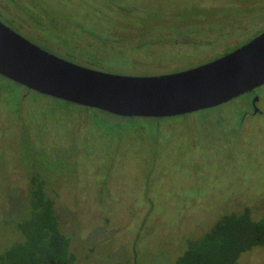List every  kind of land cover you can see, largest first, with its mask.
<instances>
[{
    "label": "rangeland",
    "instance_id": "obj_1",
    "mask_svg": "<svg viewBox=\"0 0 264 264\" xmlns=\"http://www.w3.org/2000/svg\"><path fill=\"white\" fill-rule=\"evenodd\" d=\"M10 2L16 31L39 34L42 50L120 75L192 69L264 31V0ZM253 95L158 122L81 109L0 76V251L18 239L6 223L29 217L35 175L77 264H176L223 215L264 217V86ZM237 264H264V246Z\"/></svg>",
    "mask_w": 264,
    "mask_h": 264
},
{
    "label": "water",
    "instance_id": "obj_2",
    "mask_svg": "<svg viewBox=\"0 0 264 264\" xmlns=\"http://www.w3.org/2000/svg\"><path fill=\"white\" fill-rule=\"evenodd\" d=\"M0 76L37 94L116 117H179L219 107L264 86V31L192 69L129 76L66 61L0 22ZM258 100H252L253 114L261 113Z\"/></svg>",
    "mask_w": 264,
    "mask_h": 264
},
{
    "label": "trees",
    "instance_id": "obj_3",
    "mask_svg": "<svg viewBox=\"0 0 264 264\" xmlns=\"http://www.w3.org/2000/svg\"><path fill=\"white\" fill-rule=\"evenodd\" d=\"M167 119L170 118L154 120ZM28 183L29 217L15 224L6 223L14 229L18 239L0 251V264H77L70 240L61 231L54 202L46 193L43 179L38 175L31 176ZM260 246H264V217L255 219L246 208L241 213L232 212L220 217L201 240L187 245L184 253L176 259V264H237L243 253Z\"/></svg>",
    "mask_w": 264,
    "mask_h": 264
},
{
    "label": "flooded vegetation",
    "instance_id": "obj_4",
    "mask_svg": "<svg viewBox=\"0 0 264 264\" xmlns=\"http://www.w3.org/2000/svg\"><path fill=\"white\" fill-rule=\"evenodd\" d=\"M5 0H0V22H2L3 24H5L6 26H8L10 29H12L13 31H15L16 33H18V34H20L21 36H23L22 35V33H20L19 31H16V29H15V27L18 29V27H19V25H17L18 23H21V21H20V19H18V17L15 15V14H13V13H8V12H10V10H9V8H10V5L9 4H3V2H4ZM6 1H12V2H10L12 5H11V7L12 8H15V9H18L19 7H18V2H17V0H6ZM7 21V22H6ZM31 34V33H30ZM34 37H31L30 36V38H28V37H25V36H23L25 39H27V40H29L30 42H32V43H34V44H38V43H36L37 41H40V35L39 34H34L33 35ZM55 38H57L56 36H55ZM34 40H36V41H34ZM57 40H58V38H57ZM63 40V39H62ZM65 41V40H64ZM262 87V86H261ZM256 91V89L253 91V92H251V93H247V94H249V95H253V93ZM254 96V95H253ZM254 98V97H253ZM258 102H259V100H258ZM257 102V103H258ZM251 108H252V105H251ZM258 114H261V113H258Z\"/></svg>",
    "mask_w": 264,
    "mask_h": 264
}]
</instances>
